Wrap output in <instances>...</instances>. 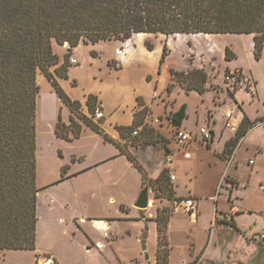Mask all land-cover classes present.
<instances>
[{
	"label": "crops",
	"instance_id": "crops-1",
	"mask_svg": "<svg viewBox=\"0 0 264 264\" xmlns=\"http://www.w3.org/2000/svg\"><path fill=\"white\" fill-rule=\"evenodd\" d=\"M175 36H185L187 41L192 42L203 38L207 42L205 53L203 51L200 54L199 51L195 53L199 60L197 58L193 60L186 69H175L181 72L204 67L207 91L202 95L196 91L186 94L173 82V91L177 90L183 94V98L175 104L174 97L175 105L169 106L168 110L175 112L185 105L186 119L180 128L196 133L199 128L207 127L212 139L208 145H203L197 140L190 149V157L184 158L183 153L171 142L172 133L170 134L168 138L170 153L167 156L166 169L173 190V200H168L164 196L158 199L154 197V203L149 211L134 209L133 205L142 187V176L128 161L127 152L122 147L124 141L115 129L116 126H130L135 113L143 107H152V101L140 96L143 106L139 107L132 85L127 86L115 79V82L114 80L111 82L114 90L127 89L128 92L115 103H107L95 88L80 91L77 87H72L70 82L75 79L70 72L68 79H58L59 85L71 100L79 102L80 112L85 116L88 114L87 97L93 95L97 98L103 117L96 120V123L103 134L118 145L119 149L113 143L105 142L98 133L84 125L80 136L71 142L57 138L53 127L52 134L58 147L54 155L36 156V187L38 193L43 190L47 194L70 182L72 187L78 188L77 192L72 190L74 198L84 188L103 194V202L105 201L107 206H113V212L110 207H104L102 204L97 211L94 209L82 214L75 208L74 211L71 203L70 206L67 204L64 206L72 210L69 212V219L76 225L80 223L79 220L85 222L91 220L95 225L97 222L103 223L104 228L113 231L114 237L111 236L113 246L121 240L139 241L145 246V254L148 256V261L144 260L145 264H157L155 256L157 230L154 218L158 209L171 210L166 232L169 247L167 264H191L194 261L195 264H249L256 258L259 243H264V240L259 238L260 233L264 231V123L248 130L233 150L230 161L222 160L220 155L227 142L234 137L244 115L250 121L264 117V50L258 61L259 68L253 56V35H231L238 38L224 47V59L226 48L232 55L231 61L225 60V67L229 71L240 70L251 85L249 90L237 86L231 97L224 83V74L211 76L208 73V69L213 72L216 70L210 64V61L216 60L212 51L216 50V47L211 41L214 35ZM65 45L67 44H64V47ZM73 54L77 57L74 51ZM240 55L246 56L248 65L237 63ZM57 56L61 65L62 58L58 54ZM78 63L77 61V65ZM110 73L108 71V74ZM144 79L148 82L145 74ZM170 81L172 82L171 79ZM111 86L110 83H106L107 89ZM169 98H172V94ZM128 103H133L130 105L132 108L128 123L118 122L116 116L125 114ZM63 106L67 109L69 117L68 120L63 119L62 123L69 125L71 113L64 104ZM165 110L163 107V111ZM251 110H254L255 114L251 115ZM228 112H231L230 119L225 117ZM227 121L231 122L232 128H225ZM70 148V153L66 154V150ZM58 153H61V157ZM175 162L184 168L174 167ZM63 168L65 178L60 180ZM128 168L134 170L136 174V190L132 200L126 203L121 191L125 188ZM170 176L174 179L170 180ZM226 178L234 185L227 182ZM185 198L194 200L197 208L194 216L183 211H173L174 203ZM151 221L154 222V228ZM60 222L63 223V220ZM81 225L82 230L86 232V224ZM49 258L53 264L56 263L52 256ZM136 263L140 264L139 261Z\"/></svg>",
	"mask_w": 264,
	"mask_h": 264
},
{
	"label": "trees",
	"instance_id": "trees-1",
	"mask_svg": "<svg viewBox=\"0 0 264 264\" xmlns=\"http://www.w3.org/2000/svg\"><path fill=\"white\" fill-rule=\"evenodd\" d=\"M142 34L166 37L251 34L254 59L260 60L264 43V0H0V253L36 249L39 191L35 183L37 74L44 76L71 113L69 125L63 124L61 119L56 123L54 133L57 138L71 142L80 136L84 125L105 142L113 143L98 124L80 112L79 102L68 97L58 79H68L71 66L68 55L79 45L128 42L133 36ZM53 42L58 46L68 45L61 65L53 52ZM145 47L148 51L152 49L151 45L145 44ZM166 57L164 46L159 67ZM225 60H232L228 48L225 49ZM108 64L111 67L112 64ZM51 68H54L53 73ZM170 72L171 80L186 94L196 91L202 95L207 91V75L203 70L179 72L171 69ZM174 83L167 87V92H171ZM229 93L233 97L232 92ZM137 103L139 107L143 106L138 99ZM86 106L93 116L98 109L97 98L89 95ZM145 112L146 107L136 112L130 126L115 127L121 138L131 137L139 129L133 139L141 135L155 142L154 131L136 120ZM185 119L186 106L182 105L169 115L171 128H180ZM262 123L264 117L250 121L244 115L220 158L228 161L248 130ZM126 157L141 174L142 185L149 184L130 156L126 154ZM64 178L65 168L60 180ZM159 178L162 179L159 186L163 196L173 200L167 169L162 170ZM226 181L230 182L227 178ZM154 197L158 199L157 194ZM170 214L168 209H158L154 218L157 264L168 261L166 232ZM258 247L255 260L249 264H264V243H259Z\"/></svg>",
	"mask_w": 264,
	"mask_h": 264
},
{
	"label": "rangeland",
	"instance_id": "rangeland-1",
	"mask_svg": "<svg viewBox=\"0 0 264 264\" xmlns=\"http://www.w3.org/2000/svg\"><path fill=\"white\" fill-rule=\"evenodd\" d=\"M236 38L238 37L231 35H214L211 39L216 47V50H212L216 60L210 61V64L216 70L213 72L208 69L211 76L219 74L223 76V74L229 72L225 67L224 47L226 44L234 42L233 40ZM145 44L151 45V51L146 49ZM206 44L207 42L203 38L192 42L187 41L185 36H143L142 34L139 37L133 36L128 42L108 41L94 45L81 44L73 50L79 63L68 68V73L70 72L75 79V81L70 82L72 87H77L80 91L95 88L97 89L96 92L105 98L104 100L107 103L112 104L128 92L127 89L114 90L111 82L113 80L115 82L116 79L119 83L122 82L127 86L132 85L135 89L136 99L139 102H142L140 96L152 101V107L146 108L145 115L143 117L137 116L136 120L142 121V126H147L154 131L157 136L155 142L152 143L141 135L137 139L132 137L122 138L124 141L122 147L125 148L132 163L141 170L149 181L151 189L150 202L146 211H149L154 203V194H157L158 198L163 197V192L159 186L162 179L159 177L162 170L166 169L167 156L170 153L168 147V138L171 134L169 115L172 112L168 108L173 106L174 97L176 98L175 104L183 98V94L178 93L177 90L173 91L174 87L170 93L167 92V87L173 84V81H170V70L188 68L192 61L198 57L195 54L198 53L197 51H199L198 54L202 53L201 51L205 53L207 50ZM67 46H58L53 42V52L62 58V62L67 54ZM164 46L167 49L166 59H168H165L164 64L159 67V60ZM190 50L192 51L190 52ZM118 51H121L122 54L119 55ZM197 60L199 59L197 58ZM254 61L256 66L260 68L259 60L254 59ZM108 63L112 64L111 67ZM237 63L244 66L248 65L246 56L240 55ZM53 69H50L51 73H53ZM204 69L203 67L201 70L204 71ZM108 71L111 73L108 74ZM115 73L117 74L115 75ZM144 74L148 82L145 81ZM36 82L39 86L35 120L36 156H41V154L51 156L56 153L58 147L52 129L59 119L61 121L63 119L68 120L69 113L42 74H37ZM107 82L111 86L108 89L106 87ZM170 94H172V98H169ZM99 105L97 103L98 109L102 111ZM130 105H133V103L127 104L123 116H116L118 122L128 123L132 108H130ZM163 107L166 108L165 111H163ZM250 114H255L254 110H251ZM85 117L98 124L89 112ZM70 151L71 148L67 149L66 154H69ZM58 154L61 157V153ZM174 167L184 168L178 162L174 163ZM71 184L69 182L52 190L51 193L46 194L43 190L38 193L36 249L34 251L1 252L0 264H47L52 261L51 258H45V256H52L56 264H126L128 262L137 264L136 261L145 264L142 244L139 241L121 240L113 246L111 245L113 244L111 243V236L114 237V235L111 229L97 228V224L95 225L91 220L87 222L79 220L80 223L76 225L69 219V212H72V210L64 206L66 204L70 206L71 203L73 204V210L75 208L77 212L82 214L94 209L97 211L100 206H103L102 204H104V207H110L109 209L113 212V206H107L106 202H103V194L101 193L84 188L74 198L72 190L77 192L78 188L76 186L72 187ZM135 190L136 174L134 170L128 168L125 188L121 191L126 203L132 200ZM168 211L171 213V210ZM60 220H63V223ZM84 223L87 227V233L81 228V224ZM151 224L154 228L153 221H151ZM105 234L109 235V239L105 237Z\"/></svg>",
	"mask_w": 264,
	"mask_h": 264
},
{
	"label": "built area",
	"instance_id": "built-area-1",
	"mask_svg": "<svg viewBox=\"0 0 264 264\" xmlns=\"http://www.w3.org/2000/svg\"><path fill=\"white\" fill-rule=\"evenodd\" d=\"M263 49H264V43H263ZM68 50V46L66 48ZM122 54L121 51H118ZM68 61L71 66L77 65L76 57L73 54V51L69 53L68 55ZM224 83L229 92H233L234 89L237 86H243L244 89H251V85L249 80L243 77L240 70L235 69L233 71H229V73L224 75ZM231 112L226 113L225 117L227 119H230ZM103 117L102 111L100 109H97L93 115V119L98 120ZM225 128H232V124L230 121H227L225 123ZM139 133V129H136L132 134L131 137L137 136ZM172 135H171V142L175 146V148L183 153L184 158L190 157V149L192 145L199 140L201 144L208 145L212 139V134L210 130L207 127L199 128L196 133H193L191 131H188L183 128H174L172 127ZM231 159V158H230ZM230 159L228 161H230ZM252 163V162H251ZM174 177L170 176V180H173ZM196 204L193 199L191 198H185L178 200L174 203L173 211H183L187 214H190L192 216L196 213ZM97 226L99 228H103V223L97 222ZM106 238H109L108 234H105ZM259 238L264 240V231H262L259 235ZM126 264H135L132 262H128Z\"/></svg>",
	"mask_w": 264,
	"mask_h": 264
},
{
	"label": "water",
	"instance_id": "water-1",
	"mask_svg": "<svg viewBox=\"0 0 264 264\" xmlns=\"http://www.w3.org/2000/svg\"><path fill=\"white\" fill-rule=\"evenodd\" d=\"M150 186L149 184H144L142 185L138 196L136 198V201L134 203V208L141 210V211H145L148 209L149 207V202H150ZM142 252L144 253V260L148 261V256L145 254V246L142 245ZM47 264H53V262H48Z\"/></svg>",
	"mask_w": 264,
	"mask_h": 264
},
{
	"label": "bare ground",
	"instance_id": "bare-ground-1",
	"mask_svg": "<svg viewBox=\"0 0 264 264\" xmlns=\"http://www.w3.org/2000/svg\"><path fill=\"white\" fill-rule=\"evenodd\" d=\"M139 36H142V35H138V37H139ZM205 36H206V35H205ZM117 53H118L119 55L121 54L120 52H117Z\"/></svg>",
	"mask_w": 264,
	"mask_h": 264
}]
</instances>
